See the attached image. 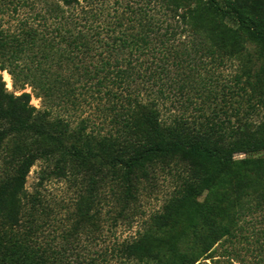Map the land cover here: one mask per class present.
I'll use <instances>...</instances> for the list:
<instances>
[{"label":"trees","instance_id":"obj_1","mask_svg":"<svg viewBox=\"0 0 264 264\" xmlns=\"http://www.w3.org/2000/svg\"><path fill=\"white\" fill-rule=\"evenodd\" d=\"M257 8L258 0H58L18 29L0 26V70L14 87L0 74V151L12 138L22 154L16 173L0 182V264H209L222 240L246 235L264 250V119L240 116L244 101L256 100L245 115L264 104V90L255 86L264 83V65L257 68L250 48L264 52ZM229 60L238 61L235 72L218 87L215 68ZM186 87L201 98L199 115L166 116L171 91ZM87 96L97 118L82 116L75 126L68 110L83 111ZM236 96L235 121L227 112V121L212 117L219 116L215 107L204 113L218 98ZM186 100L196 103L191 95ZM58 152L70 164L57 162L55 174L84 183L60 240L45 235L51 219L26 186L37 159ZM98 159L104 174L86 173ZM158 163L180 167L183 186L134 236L102 233L101 201L106 219L119 223L126 216L117 203L133 201L134 178H149ZM84 232L108 243L81 250Z\"/></svg>","mask_w":264,"mask_h":264},{"label":"rangeland","instance_id":"obj_2","mask_svg":"<svg viewBox=\"0 0 264 264\" xmlns=\"http://www.w3.org/2000/svg\"><path fill=\"white\" fill-rule=\"evenodd\" d=\"M114 0H111V3ZM144 0H133L135 5L142 4ZM225 1V0H221ZM242 1V0H240ZM251 4L252 0H244ZM58 0H0V26L4 28H10L11 30L19 27L21 20L23 19H32L35 12L38 10H51ZM260 13V17L264 19V0H258V8L256 9ZM35 26L38 27V24H41L40 20H36ZM18 29V28H17ZM252 51V57L257 58L258 67L264 65V52L260 49L257 44L251 43L250 45ZM238 61L229 60L226 61L223 65L218 68H215L217 71L215 76H219V86L223 83H226L230 80L232 75L235 72L236 65ZM216 64H213V66ZM206 67L209 68V65L204 64L200 69L202 74H206ZM4 80L6 81L7 87L10 91L14 90L13 81L11 75L6 71H1ZM212 73H209V76ZM261 75V73H260ZM204 76H208L204 75ZM206 78V77H205ZM254 78H258L254 76ZM217 80V78H215ZM216 82V81H215ZM259 88L260 91L264 90L263 81H258L255 85ZM27 91H31V87L26 88ZM203 91V90H202ZM191 95L196 103H191L186 100V96ZM170 98L166 101L163 109L166 116L175 114L178 112H185L190 118H194L199 115V110L195 107L199 105L201 98L195 93L194 89L191 87H186L185 91L182 93L178 90H172ZM202 96V94H201ZM230 98V94H227ZM227 98V103L225 100L218 98L216 101L217 104L211 103L212 105L204 113L210 114L213 108H216V111H219V116H212L216 119H224L227 121L226 112L230 114L232 121L236 120L235 115H231V112L234 111L232 105L237 106L235 99ZM87 102L84 104L83 111L81 109L70 107L69 114L74 120L73 125H77L78 120L82 116L90 115L91 117H96L98 110L92 109L94 103H89L91 97H86ZM240 100V99H239ZM36 107L40 108L42 106L41 98L37 96L32 97L31 101ZM256 100L253 99L249 102L244 101L242 111L240 116L244 115V118L247 116L252 117L256 121L264 119V104L260 103L256 109L250 110L251 113L245 115V111L248 108L247 106L255 103ZM220 111V109H222ZM229 110V111H224ZM199 118V117H198ZM99 120V119H98ZM88 130L90 127L87 128ZM104 130L101 129V132ZM50 146H52L50 144ZM69 146V145H68ZM84 146V144H82ZM34 148L35 145H34ZM32 148V149H34ZM16 149V144L13 142L12 138L6 140L3 148L0 151V182L6 180L7 178L13 176L17 170V159L21 153ZM102 154L103 151L101 152ZM19 154V155H18ZM264 154V151L262 152ZM246 153L239 152L236 153V157H244ZM62 153L58 152L55 157L51 160L37 159L36 163L32 166L31 171L28 175L26 186L28 193L32 195H37L40 202V210H42V216L44 218L51 219L49 224H47L45 235L49 237H57L60 240V234L64 228H68L73 224L76 216V201L81 190V186L84 183L74 177H60L55 174L56 163L60 162L62 164L69 165L70 160L68 157L66 160H61ZM71 168V167H68ZM83 168V167H82ZM84 171L88 174H96L101 176L107 170L102 159L91 160L89 161ZM153 170L150 173L149 178H134V182L137 186L136 198L131 201L128 205L125 202L117 203L116 211L125 209V218L120 217L119 223L115 224L111 220H107V206L103 205V200L101 201L100 207V219L99 224L102 226V233H107L110 235V238L125 239L134 236L138 230L143 228V224L146 220H149L150 217L160 210L166 204L168 199L178 192L179 187L183 186L185 183L184 177H182V172L180 167L170 164H160L158 163L154 167L149 168ZM109 171H111L109 169ZM98 191L103 193V187L99 184ZM218 192V190H217ZM115 212L114 214H116ZM187 220H184L183 225L180 227V232L183 236H186L190 229ZM80 239V249L86 251L89 250H98L106 245L102 239H99L97 242L92 241L91 238L85 232L82 233ZM245 237L250 238L247 242ZM109 239V238H108ZM87 248V249H86ZM256 250L253 252V250ZM86 249V250H85ZM216 259L215 261L208 260L209 264H264V250L259 248V243L255 240L254 237L249 235L222 240L216 246Z\"/></svg>","mask_w":264,"mask_h":264}]
</instances>
